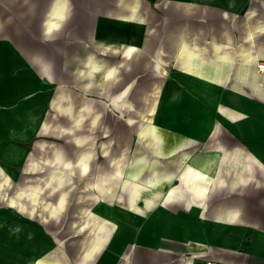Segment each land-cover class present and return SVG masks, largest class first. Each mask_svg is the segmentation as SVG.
I'll return each mask as SVG.
<instances>
[{"label": "crops", "instance_id": "1", "mask_svg": "<svg viewBox=\"0 0 264 264\" xmlns=\"http://www.w3.org/2000/svg\"><path fill=\"white\" fill-rule=\"evenodd\" d=\"M262 6L264 0H0V218L25 211L17 200L39 205L42 189L28 184L49 183L59 193L56 205H42L56 217L68 208L61 186L92 184L94 203L83 209L79 228L92 226L66 245L47 240L58 255L52 264H264V74L256 70L264 58L241 51L239 41L251 33L234 27L253 24V10ZM188 40L211 41L217 56L191 52ZM180 59L183 65L173 69ZM190 70L211 74V94L223 108L232 106L228 93H240L236 123L222 122L217 108L189 90L183 72ZM159 75L160 96L145 98ZM247 88L259 90L260 102ZM184 93L206 105L213 128L194 130L191 116L180 113L174 126L164 127V138L151 124L155 108ZM63 95L72 98L67 111L59 109ZM241 108L260 113L242 115ZM141 118L151 121L144 135L156 150L132 163L125 158L135 152L130 142ZM98 122L110 140L94 165L87 142ZM64 135L77 159L45 139ZM221 149L245 154L238 163L232 159L243 179L233 183L234 173L220 170ZM101 170L109 175L98 177ZM84 237L91 239L81 249ZM6 239L0 264L12 260Z\"/></svg>", "mask_w": 264, "mask_h": 264}, {"label": "rangeland", "instance_id": "2", "mask_svg": "<svg viewBox=\"0 0 264 264\" xmlns=\"http://www.w3.org/2000/svg\"><path fill=\"white\" fill-rule=\"evenodd\" d=\"M253 12H254L253 18L255 21V22H253V24H251V25L249 24V25H245V26H243V25L234 26L235 29L237 30V32L238 33L240 32V34L244 33V32L251 33V37L249 38L248 41H246L245 43L242 40L239 41V46H240L239 48H241V51H243V49H246V51L250 52L251 54H260L261 53L262 58H264V6L254 9ZM186 45H187V48L189 50H191V52L194 51L195 53H198V54L202 53V55L205 58L212 57V55H214V54H216V56H217V51L214 50V44L211 41H209V42L203 41L202 46H201L200 42H197L196 40H188ZM220 54H226L227 55L228 53H227V51L223 50V51H220ZM193 58L189 57V58L185 59V61H187V64L191 65L192 67H194L193 65L195 63V60ZM239 58H240V56L237 57V59H239ZM173 65H177V66L172 67L173 69H175V67H181L183 65L182 60L180 59L179 61H177ZM161 77H163V76L159 75V77L156 81H154L153 83L152 82L149 83V89L146 90L147 94H146L145 98L147 97L149 99L150 98L153 99L154 97L158 98L160 96V91H162L161 87H160V85H161L160 83H161V79H162ZM143 78H144V76H141V80H143ZM251 79H254V76H251ZM232 83H233V81L230 82L229 87H231L233 85ZM100 89H103V88H99L98 90H100ZM189 90L191 91L190 88H189ZM247 90H248L249 95L252 98H254L255 101L260 102V99H259L260 95H259L258 89H256V88L248 89L247 88V89H244L245 93H247L246 92ZM173 91L178 92L176 90H173ZM95 92L96 91H94V93L92 92V94H95ZM112 92L114 93V91H112ZM60 95H62V94H60ZM163 96H162V98H163ZM93 98L97 99L95 102H96V104H99V106H100V102H98V100H100V97L99 96L98 97L93 96ZM63 101H65L66 104L68 105L66 108H63V103H62ZM205 101L208 104H210L208 102V100H205ZM217 103H218V99H217L216 104ZM216 104H210V105H212L213 107L216 108ZM72 106H73L72 105V98H70V96L68 95V96H64L62 98L61 107H59V109H60V111L61 110L67 111ZM159 106H160V104L157 106V108H155L157 110H155L154 108H152V109H154L155 112L157 113ZM197 106H199L200 108L203 107L207 113H209V114L211 113L209 110H207L206 105L198 104ZM102 107H103V105H102ZM253 110H255V114L260 113V110L258 108L253 109ZM96 111L99 112V110H96ZM147 112H149V111L146 110L145 113H147ZM79 117L83 118L81 115ZM76 118H78V116ZM220 118H221L220 120L222 122H226V119H223L222 117H220ZM73 122L75 123V120H73ZM145 122L148 123L151 121L150 120L145 121V120H142V118H141L140 122H138L139 123V130L138 131L136 130L135 140H132L133 143H132V141L130 142L131 144L134 145L133 148L135 149V152L129 154L128 155L129 157L128 158L126 157L125 161H130L133 163V162H138V160L141 158H144L147 160V158H151L149 155H152L148 152L153 151L154 149L156 150V148H155L156 143L153 142L151 139H149V137H147L146 134L144 135V133H145L144 129L146 126L144 124ZM61 123L64 124V122H61ZM100 123L101 122H98V125L93 126L92 136L90 138H88L89 140L87 142V144L91 145V149L93 151L92 152V156H93L92 162H94V165H99L100 162L103 160V156L101 153V145H104L105 141H108V144H109V140H110L109 137H103V135L101 133L102 128H100ZM108 123H110V122H108ZM81 126H82V130L80 133H83L84 132L83 131L84 125H81ZM102 127H103V125H102ZM61 128H63V127H61ZM212 128H209V132ZM141 133L143 135H141ZM80 137H83V136H80ZM75 138L76 137H74L73 139H75ZM45 139H47V141H54V144L61 146L62 149H63V147H66L68 149V151L66 152V156L71 157L72 159H73V157L76 158V155L72 154V151H73L72 149H74V143H72L71 137H67L66 135H64V136H60V137L54 138V139L53 138H45ZM189 145H191L190 150L194 151L195 142L190 141ZM58 152L62 153L64 156V153L60 149L55 150L54 154H56ZM221 152L223 154V159L221 162L220 170L224 169L226 172V175H228L229 173L230 174L234 173L235 177H234V180L232 181L233 183H236L237 180L243 179V178H241V177H243V172L241 173V177H237L238 171H236L233 168V162H232L233 157L237 161V163L243 160L242 159V157H243L242 151H234V150L228 151L225 149H221ZM193 153L188 152L187 154L189 156ZM243 153L251 154L253 156V159H255L258 163L261 160L258 156H255V154H253L251 152L245 151ZM227 165H230L229 169L226 168ZM72 171L74 174V169ZM76 173H77V175L79 174V172L77 170H76ZM107 174L108 173H106V171L101 170L98 172L97 176L100 177V175H101V177H102V175H107ZM218 181H221V180H219L217 177L215 183H217ZM78 183H74V184L71 183V184H66L64 186H61L62 188L60 190L61 191L60 193L65 196V199L67 201L66 205L68 208H66L61 213H60V211H57L56 213L59 212L61 214L60 216H57V217L53 216V212L51 211V209L43 208V206H42L44 204H48L49 206L50 205L53 206V205L57 204V198H58L59 193L58 194L54 193V191H53L54 188H52L53 186L49 185V183L44 184V185H42V184H28L26 186V188H35V189L41 188L42 189V195L40 198L41 200H40V203L37 207L31 205L27 199H24L25 201L17 200L18 198L16 196L20 192V190L17 189L18 187H16V185L13 186V191H14V189L18 190V191H17V194L15 196H12V197L15 200H17V202H19L20 204L23 203L26 208H25V211L23 212V211H20V209L17 207H11V208L19 209V210L11 211V213L8 214L9 215L8 217H6L4 215L3 217L0 218L2 220V223L0 225V243H2L6 239V236H7L6 229H8V227H10L11 225L19 226V228L21 230V232H15L14 234H12V236L19 235V238L11 240V249L9 250V252L11 253V259H12L11 261H9V262H11V264H23L26 259L34 258V257L35 258L36 257H42L46 261V264H52V261H56L55 257H57L58 255L55 254L54 249H51L52 245L48 244L47 243L48 241H49V243L50 242L53 243L54 246H56V247L58 246V243L61 241L63 242V244L66 245L68 242H72L74 239H76L77 234H81V233L83 234L84 232L89 230V228H91L92 225L89 224L88 226L84 227V229H82L83 231H80L79 225L83 224V221H84V219L82 218L83 209L91 207L93 205V203H94L93 196L95 195L96 192L93 189L92 184H78ZM24 187L25 186H22L23 189H24ZM57 187L58 186H56L55 188H57ZM0 207L5 209L4 205L0 206ZM115 208L117 209V204L113 203L112 209H115ZM74 235H76V236H74ZM41 236H44L43 237L44 239H42ZM90 239L91 238H89V237H84V239L83 238L81 240L79 239L80 241L77 240V243L79 241L77 247H80L82 249L85 245L89 244ZM7 246H9V245H7ZM65 249L67 252L65 250H64L65 252L64 251L63 252L66 253L68 255V257H70V259H72L70 254H69L70 252L68 251V247ZM1 256L3 257L2 254H0V258H1ZM68 262H69V259H68ZM68 262L66 261V263H68ZM60 264H63L62 261H60Z\"/></svg>", "mask_w": 264, "mask_h": 264}, {"label": "bare ground", "instance_id": "3", "mask_svg": "<svg viewBox=\"0 0 264 264\" xmlns=\"http://www.w3.org/2000/svg\"><path fill=\"white\" fill-rule=\"evenodd\" d=\"M110 72L108 74H110ZM184 74L186 76V80H187V83L189 85V88L191 89V92L199 95L200 97H204L205 100H208V102L210 104H216L218 96L211 94L213 84L211 82V74L209 72H201V71L197 72L195 70H191V71L184 72ZM228 94H229L228 96H229V100H231L230 102L232 103V106L223 108L220 104L217 103L216 108L219 110L220 117H222L223 119H226L227 123L234 124V123H236V121L234 120L236 117L234 118L233 112L235 114H238L240 112V108L238 106V100L237 99L241 95H240V93H233L232 91ZM175 96L177 97V95H175ZM166 97H169V96L167 95ZM178 97H180V98H178L176 100H172L169 102L168 101L161 102L160 106L158 108V111H157V119L153 123H151L152 125L157 127L162 132V135L164 136V138L168 134L164 130V127L174 126L175 125V118H176V116H178L177 114H180V113H187L191 116V118H192L191 128L192 129L197 130L196 127H198V128L200 127L201 129L202 128H209V126L212 123V120H211L212 116H210L211 114L207 113L203 107L200 108L199 106H197L198 104H196L193 101V99L190 96H188L187 94L180 95ZM241 110H243L241 113L242 115H249L251 113L252 114L255 113V110L249 109V108H247V109L241 108ZM202 114L205 117H203V119L199 120L198 117H199V115H202ZM59 188H61V187H59ZM39 199H40V197H39ZM1 223H2V221L0 219V225H1ZM20 231L21 230H20L19 226H11L9 229H7L6 238L10 241L12 239H18L19 235L12 236V234H14L15 232H20ZM92 241H94V240H92ZM92 254L93 253H91V255ZM23 264H46V261L42 257H36V258L34 257V258L26 259Z\"/></svg>", "mask_w": 264, "mask_h": 264}, {"label": "built area", "instance_id": "4", "mask_svg": "<svg viewBox=\"0 0 264 264\" xmlns=\"http://www.w3.org/2000/svg\"><path fill=\"white\" fill-rule=\"evenodd\" d=\"M256 70L259 74H264V61L260 60L257 62ZM204 264H225V263L220 262L219 260L207 259L204 261Z\"/></svg>", "mask_w": 264, "mask_h": 264}]
</instances>
